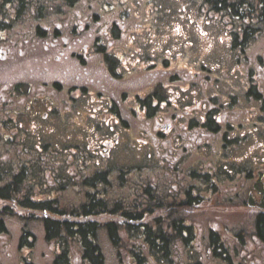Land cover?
Instances as JSON below:
<instances>
[{"label":"flooded vegetation","instance_id":"obj_1","mask_svg":"<svg viewBox=\"0 0 264 264\" xmlns=\"http://www.w3.org/2000/svg\"><path fill=\"white\" fill-rule=\"evenodd\" d=\"M183 16L0 0V264H264L263 33Z\"/></svg>","mask_w":264,"mask_h":264},{"label":"trees","instance_id":"obj_2","mask_svg":"<svg viewBox=\"0 0 264 264\" xmlns=\"http://www.w3.org/2000/svg\"><path fill=\"white\" fill-rule=\"evenodd\" d=\"M201 4L206 5L208 8L219 12L221 15H229L231 22L239 23L240 30L245 32V39H254L258 33H263L261 36L264 38V0H199ZM234 16L236 18H234ZM4 194V193H3ZM7 194L3 195V199H7ZM117 248L125 249L124 246L117 245ZM18 248H23L18 245ZM69 246H63L62 256L58 257L52 264H76L74 261L67 258ZM91 252L84 255L86 261L81 264H106L103 257L94 255L92 249L88 246L85 247ZM99 248V247H98ZM100 257V258H99ZM102 258V259H101ZM101 259V261L99 260ZM119 262V263H118ZM118 264H127L126 262L118 261ZM29 264V263H26Z\"/></svg>","mask_w":264,"mask_h":264},{"label":"rangeland","instance_id":"obj_3","mask_svg":"<svg viewBox=\"0 0 264 264\" xmlns=\"http://www.w3.org/2000/svg\"><path fill=\"white\" fill-rule=\"evenodd\" d=\"M154 3H156L158 7V13L164 16L165 18L178 19L181 15H184V18L182 20H185L187 22L189 18L197 19L199 21L198 23L204 25V29H207L210 25L206 21H201L206 18L204 17L205 15H210L211 19L214 20L222 19L217 17V15H219V12L210 10L207 6L202 5L198 0H154ZM220 24L221 22H212L210 29L213 32L211 33V37L217 40L216 46L224 47L226 42V33L222 31V27L220 26ZM133 153V156L135 157H141L142 154L139 148H135L133 150ZM105 249L109 252V248L107 246H105ZM47 251H49V249H47L43 245H39L36 250L37 257H32L30 254H28L29 251H27L26 249L22 251V254L24 255L25 262L29 261L33 264H46L48 263V261L47 259H45L46 256H44V254H47ZM108 258L111 259L108 264H115L114 259L111 255L108 254ZM2 261L4 264H22V260L20 259L19 254L17 252H13V255H7L5 258L2 256Z\"/></svg>","mask_w":264,"mask_h":264}]
</instances>
